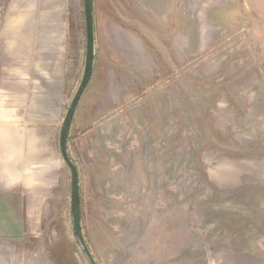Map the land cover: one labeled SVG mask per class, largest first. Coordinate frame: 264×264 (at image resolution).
<instances>
[{
  "label": "rangeland",
  "instance_id": "rangeland-1",
  "mask_svg": "<svg viewBox=\"0 0 264 264\" xmlns=\"http://www.w3.org/2000/svg\"><path fill=\"white\" fill-rule=\"evenodd\" d=\"M94 29L69 147L95 262L264 264V0H94ZM85 45L83 0H0V264H89L59 147Z\"/></svg>",
  "mask_w": 264,
  "mask_h": 264
},
{
  "label": "water",
  "instance_id": "water-1",
  "mask_svg": "<svg viewBox=\"0 0 264 264\" xmlns=\"http://www.w3.org/2000/svg\"><path fill=\"white\" fill-rule=\"evenodd\" d=\"M84 21H85V61L84 69L79 86L72 97L68 106L64 119L61 125L59 147L63 161L70 170L71 188H70V222L74 238L79 245V248L89 264H97L90 253L81 226L80 213V182L78 171L69 157L67 150L68 135L73 121V117L81 99V96L86 89L94 68L95 61V36H94V13L93 0H83Z\"/></svg>",
  "mask_w": 264,
  "mask_h": 264
},
{
  "label": "trees",
  "instance_id": "trees-1",
  "mask_svg": "<svg viewBox=\"0 0 264 264\" xmlns=\"http://www.w3.org/2000/svg\"><path fill=\"white\" fill-rule=\"evenodd\" d=\"M93 13H94V0H93ZM85 90H84V92H85ZM84 92H83V94H84ZM83 94H82V96H83ZM69 142H70V134L68 135L67 150H68V154H69L70 159L72 160V162L76 166V169H77V171H78V173L80 175V170H79V167H78V163H77L76 159L74 158V156L72 155V153L70 152ZM80 194H82V188H81V186H80ZM80 213H81V216H82L81 197H80Z\"/></svg>",
  "mask_w": 264,
  "mask_h": 264
},
{
  "label": "crops",
  "instance_id": "crops-1",
  "mask_svg": "<svg viewBox=\"0 0 264 264\" xmlns=\"http://www.w3.org/2000/svg\"><path fill=\"white\" fill-rule=\"evenodd\" d=\"M209 25V24H208ZM209 34V33H208ZM205 35H207V33H205ZM208 36V35H207ZM240 241H241V239L239 238V240H238V243H240ZM218 245H220L219 243H218ZM227 251L228 250H231V247L230 248H228V249H226ZM232 250L233 251H235L233 248H232ZM229 252V251H228ZM237 260H238V262H235V263H246V262H248V263H257L255 260H248V259H246V257H245V255L244 256H238L237 258H236Z\"/></svg>",
  "mask_w": 264,
  "mask_h": 264
}]
</instances>
